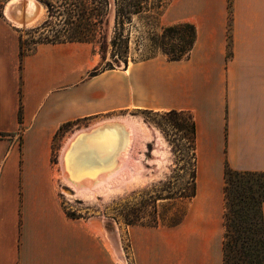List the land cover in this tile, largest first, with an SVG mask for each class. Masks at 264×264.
<instances>
[{
    "label": "crops",
    "instance_id": "1",
    "mask_svg": "<svg viewBox=\"0 0 264 264\" xmlns=\"http://www.w3.org/2000/svg\"><path fill=\"white\" fill-rule=\"evenodd\" d=\"M169 17L196 28L188 59L81 80L80 67L65 70L66 44L22 59L26 26L0 15V264H113L107 241L60 204L54 137L66 125L173 110L196 123V195L178 225L135 232L136 264H225V170L264 173V0H173ZM262 212L264 223V203Z\"/></svg>",
    "mask_w": 264,
    "mask_h": 264
},
{
    "label": "rangeland",
    "instance_id": "2",
    "mask_svg": "<svg viewBox=\"0 0 264 264\" xmlns=\"http://www.w3.org/2000/svg\"><path fill=\"white\" fill-rule=\"evenodd\" d=\"M9 1L0 0L2 17H5L4 10ZM172 2L173 0L164 2L155 23H151L146 16L135 18L134 26L131 27L130 66L151 57L141 55H148L147 52L150 51L147 37L148 32L153 28L152 24L154 31L159 34L165 27L179 25L172 24L169 17V7ZM41 19L39 24L26 26L20 30L23 51L30 50L28 55H35L38 48L42 46L37 42L42 38L41 27L48 19L46 8ZM62 50L66 72L80 67L81 80L92 77L91 73L95 68H98L100 73L104 69L107 71L106 61L100 54L99 46L66 44L62 46ZM94 56L98 64L85 70L91 65ZM159 56L169 60L168 56L160 50L154 52L151 59ZM114 68V70L125 69V64H115ZM48 76L49 78L53 76L52 72H48ZM166 113L139 111L129 114L144 123L149 131V142L146 144L139 174L136 180L127 181V184L124 183V186H120L116 191L105 195H95L92 198L78 196L75 189L63 183L59 158L65 140L76 130L89 127L94 123L66 125L54 137L51 164L54 169L56 188L59 191L60 204L69 219H79L84 226L88 225L90 230L100 238L104 247L107 241V253L111 255L113 264H136L133 248L135 232L141 228L178 225L184 220L190 202L195 197L194 194L196 195L198 166L196 141L192 129L193 116L186 112L177 115ZM21 123H24L23 115ZM23 130L24 127L21 126L17 133V143L21 147ZM7 136L0 133V140ZM229 177L231 181L228 182L225 176L224 187L226 264H248L255 259L263 263L264 236L261 206L264 201V174L232 172ZM19 187L20 193L23 194V184ZM161 197L172 198L158 199ZM68 214L75 215V218ZM20 234L21 232L18 234L19 243Z\"/></svg>",
    "mask_w": 264,
    "mask_h": 264
},
{
    "label": "trees",
    "instance_id": "3",
    "mask_svg": "<svg viewBox=\"0 0 264 264\" xmlns=\"http://www.w3.org/2000/svg\"><path fill=\"white\" fill-rule=\"evenodd\" d=\"M165 1L166 0H39L47 9L48 19L41 27L43 34L42 38L37 43L45 45L91 44L99 46L100 54L104 61H106L107 70H114V65H120L121 63H124L125 68H127L129 66L131 54V27L134 26L135 18L146 16L151 23H155V20L160 15L159 10L163 7ZM152 27L147 37L150 44V51L147 52L148 55L142 54L141 56L152 57L154 52L160 50L163 54L168 56L169 61L172 62L181 61L190 57L197 36L194 25L182 23L171 27H165L161 34L154 31L155 28L153 24ZM142 39L145 40L144 38ZM22 43L23 40L21 38V58L23 59L24 56L29 54L30 50L24 52ZM151 57L143 61H147L151 59ZM103 71H106V69ZM99 73L98 68H95L91 76H96ZM182 113L184 112L173 110L166 114L177 115ZM22 115L23 112L21 109L19 113L20 122H22ZM192 129L196 141V123L194 119ZM226 169L225 176L229 182V180L231 181L229 176L234 171L230 168ZM249 174L256 175L258 173ZM169 198L172 197H161L158 199ZM68 216L75 218V215L72 216L68 214ZM262 231L264 236L263 212ZM248 264H264V262L262 263L255 259L248 262Z\"/></svg>",
    "mask_w": 264,
    "mask_h": 264
},
{
    "label": "bare ground",
    "instance_id": "4",
    "mask_svg": "<svg viewBox=\"0 0 264 264\" xmlns=\"http://www.w3.org/2000/svg\"><path fill=\"white\" fill-rule=\"evenodd\" d=\"M5 9L6 16L22 27H25L22 19L25 9L26 26L39 24L45 13V7L36 0H10ZM148 140L149 131L145 124L130 115L106 118L76 130L65 140L60 151L62 181L84 198L116 191L127 181L136 180ZM116 151L120 153L116 160L119 163L117 170L108 176L103 173L100 182L94 184L99 168L115 163L114 159L108 163L104 160ZM68 177L83 180L84 188L76 189Z\"/></svg>",
    "mask_w": 264,
    "mask_h": 264
},
{
    "label": "water",
    "instance_id": "5",
    "mask_svg": "<svg viewBox=\"0 0 264 264\" xmlns=\"http://www.w3.org/2000/svg\"><path fill=\"white\" fill-rule=\"evenodd\" d=\"M37 2H39L38 0H36ZM26 2H27V0H26ZM40 3V2H39ZM38 13V9L36 10V12H35V15ZM23 18V23H24V25L26 26L27 24H28V22H27V15H26V9L24 10V13H23V16H22ZM29 19H31V18H29ZM80 142V141H79ZM120 153H118L117 151L112 155V156H110V158H107V159H105L104 160V162L105 163H108V162H110V161H112L113 159L115 160V163H110V164H108L107 166H104V167H100L99 168V171H98V174L95 176V179L96 178H98V179H96V181L94 182V184H97V183H99L100 182V176L103 174V173H107L106 174V176H108V175H110L111 173H113L114 171H116L117 170V168H118V161H116V160H118L119 158H120V155H119ZM113 160V161H114ZM68 180H69V182L74 186V187H76V189H83L84 188V185H83V180H81V181H79L77 178H73V177H68Z\"/></svg>",
    "mask_w": 264,
    "mask_h": 264
}]
</instances>
